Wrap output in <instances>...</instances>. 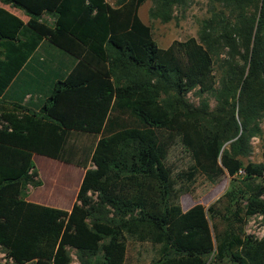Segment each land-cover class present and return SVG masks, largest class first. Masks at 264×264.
Wrapping results in <instances>:
<instances>
[{"label":"trees","instance_id":"1","mask_svg":"<svg viewBox=\"0 0 264 264\" xmlns=\"http://www.w3.org/2000/svg\"><path fill=\"white\" fill-rule=\"evenodd\" d=\"M144 1L0 0L26 17L0 7V250L12 264H69L67 249L77 264H264V235L245 231L251 217L264 225V165L242 161L264 120V0H214L196 38L165 48L137 16ZM150 1L166 23L191 0ZM171 135L228 178L205 208L206 247L168 229L187 181L165 159ZM33 154L83 170L68 210L25 200L41 185Z\"/></svg>","mask_w":264,"mask_h":264},{"label":"rangeland","instance_id":"2","mask_svg":"<svg viewBox=\"0 0 264 264\" xmlns=\"http://www.w3.org/2000/svg\"><path fill=\"white\" fill-rule=\"evenodd\" d=\"M110 5H114L115 0H105ZM214 0H191L184 9H177L173 12V17L166 23L160 22L149 16V10L152 7L150 0H145L137 10V16L140 21L149 27L152 40L157 47L165 48L172 41H181L189 37L196 38L198 23L209 16L211 6L219 7ZM1 7V5H0ZM10 9V8H9ZM21 16V15H19ZM18 17V16H17ZM24 19V17L22 16ZM48 23L52 22L51 18H43ZM188 99L192 103H196L198 98L193 94H188ZM209 105L213 106L212 98H208ZM251 153L243 159V164H263L264 165V120L261 122V134L258 137L251 139ZM165 159L167 163L174 167V170L182 171L187 181L186 190L181 193L176 203L181 207V215L175 219L168 227L169 232L175 241L176 245L194 249L206 247L210 244L209 239V224L205 220V208L219 197L226 189L228 178L223 171L217 174H211L203 169V162L199 156H189L185 154L180 147L178 138L174 135L170 136V140L165 146ZM46 160L57 163L56 171L60 177H50L46 169ZM36 179L41 182L39 187L29 186L31 192L38 196L45 192L46 186L55 182L53 188L47 189V204L49 207L57 209H67V204L62 203V198H74L79 181L83 174L80 168L68 166L57 161L35 156L32 159ZM28 191V187L26 192ZM27 193L25 194L26 197ZM198 206V208H193ZM193 208L192 210H189ZM200 210V213H198ZM190 226L202 227L200 234L185 236L181 234V230ZM245 231L248 234L260 238L264 235V225L261 224L259 217H251L245 226ZM70 257L75 258L74 250L67 249ZM151 254V253H150ZM153 255V254H152ZM0 264H12L7 260L0 250Z\"/></svg>","mask_w":264,"mask_h":264},{"label":"crops","instance_id":"3","mask_svg":"<svg viewBox=\"0 0 264 264\" xmlns=\"http://www.w3.org/2000/svg\"><path fill=\"white\" fill-rule=\"evenodd\" d=\"M109 4V3H108ZM0 5H1V7L2 8H4V9H6V10H8L9 12H11V13H13L14 15H16V16H18L23 22H25L26 21V17L20 12V11H18V10H16V9H9V7H7V6H5V5H2L1 3H0ZM110 5V4H109ZM110 6H112V5H110ZM19 15H21V16H19ZM22 16L24 17V19L22 18ZM46 17H48V18H50L49 16H47V15H43L42 16V18H46ZM35 156H37V155H35V154H33L32 156H31V161H32V159H34L35 158ZM39 157H41V156H39ZM43 158H45V157H43ZM47 159V158H46ZM51 160V159H50ZM47 162H52V161H48V160H46ZM54 161V160H53ZM46 162V165H48V163ZM58 162V161H57ZM55 163V162H54ZM60 163V162H59ZM57 164V163H56ZM63 164V163H62ZM65 165H67V164H65ZM68 166H70V165H68ZM37 172V171H36ZM38 173V172H37ZM27 187H28V191L26 192V189H27ZM26 187V189H25V194L27 193V195H26V197H25V200L27 201V202H30V203H34V204H39V205H43V206H48L47 204H49L48 202V200L47 199H44V198H41V197H38V196H36V195H34V193H32L31 192V189H30V187L29 186H27ZM73 200H74V198H69V199H63L62 201V203H64V204H67V202H69V207L67 208V209H65V210H68L69 208H70V206H71V204H72V202H73ZM49 207V206H48ZM53 208V207H52ZM57 209V208H56ZM61 210H63V209H61ZM70 256V255H69ZM71 258V257H70ZM69 264H77V261H76V259L74 258V259H72L71 258V261H70V263Z\"/></svg>","mask_w":264,"mask_h":264}]
</instances>
